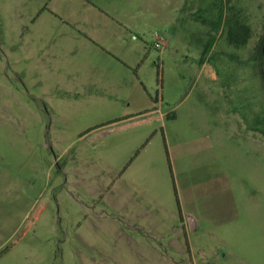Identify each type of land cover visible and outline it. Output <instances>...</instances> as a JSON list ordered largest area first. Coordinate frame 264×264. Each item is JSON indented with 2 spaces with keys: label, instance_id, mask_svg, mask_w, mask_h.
<instances>
[{
  "label": "rangeland",
  "instance_id": "374dc122",
  "mask_svg": "<svg viewBox=\"0 0 264 264\" xmlns=\"http://www.w3.org/2000/svg\"><path fill=\"white\" fill-rule=\"evenodd\" d=\"M263 34L264 0H0V264H264Z\"/></svg>",
  "mask_w": 264,
  "mask_h": 264
},
{
  "label": "trees",
  "instance_id": "16d2710c",
  "mask_svg": "<svg viewBox=\"0 0 264 264\" xmlns=\"http://www.w3.org/2000/svg\"><path fill=\"white\" fill-rule=\"evenodd\" d=\"M221 21H222V17H220L218 22L207 20L206 18L203 19L202 22L209 24L213 29L214 28L219 29ZM234 28H235V30L230 34V41L232 43H234L236 46L245 45L251 36L250 26L247 25L246 23H241L238 20H236V26ZM215 40H216L215 36L212 35L210 37L209 42L204 45L202 57L200 59L201 63L204 62L205 55L211 51V49L215 43ZM263 52H264V34H263L261 41H260V48H259L260 55H262ZM263 79H264V74H263ZM260 131L264 135V127L260 128Z\"/></svg>",
  "mask_w": 264,
  "mask_h": 264
},
{
  "label": "water",
  "instance_id": "95a60500",
  "mask_svg": "<svg viewBox=\"0 0 264 264\" xmlns=\"http://www.w3.org/2000/svg\"><path fill=\"white\" fill-rule=\"evenodd\" d=\"M192 222V220L190 219V223Z\"/></svg>",
  "mask_w": 264,
  "mask_h": 264
}]
</instances>
